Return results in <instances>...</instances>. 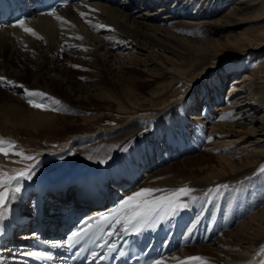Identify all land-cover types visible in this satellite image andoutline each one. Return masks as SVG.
<instances>
[{"label": "bare ground", "instance_id": "bare-ground-1", "mask_svg": "<svg viewBox=\"0 0 264 264\" xmlns=\"http://www.w3.org/2000/svg\"><path fill=\"white\" fill-rule=\"evenodd\" d=\"M181 1H185L187 3L186 5H188V3L192 5V10L190 12H192L193 19L181 18L169 12L164 13L171 0H158V2L161 3V7L154 11L153 8L157 6V0H77L67 3L62 8L56 9V15L62 17V20H58L55 16L48 14L39 15L32 20H25L26 25L34 28L38 36H42L43 39L26 33L20 27L8 26L1 28L0 77H7L9 80L15 82V85L22 84L29 90L45 91L50 96L51 94H56L57 97L60 96L57 91L54 90L55 88L63 93L68 91L70 96L73 94L75 100L80 102L82 99H89L90 94H95L96 92L94 91V93H91V90H96V88H98L96 85L100 86L101 80L107 79L104 78L101 72L109 65L107 62L111 61L113 64L120 63L122 69L120 68L121 72H119V74L115 72L112 73L116 79L114 80L112 78L110 82L119 84L121 87L120 91L124 95L128 94L127 100H129L131 97L129 91L132 92L135 90L138 84H136L134 78L127 77L128 75H124L123 72L135 71L136 65L146 62L148 64H144V66H151L150 69H153L155 77L163 75L165 71L176 73L178 75L177 80L181 81L179 89L182 92L185 90L184 86L186 82L189 83L192 80H197L201 84L200 91H198L196 95L189 94L182 108L189 107V103H193L194 101L200 102V104L204 103L203 107L205 111L213 110V112L217 113L216 116L221 120L219 128L224 129V132L227 128L232 130L235 129L236 132H239V128H241V132L245 134L243 137L249 134L252 136L259 135V139L256 143L261 144L262 149H258L256 152H259L258 155L264 158V55L259 54L261 58L257 59L253 64L245 60L242 61L240 63L241 65L246 62V64L243 65L246 70L238 77L230 78V85H228L226 93L222 95L219 94V80L214 83V89L218 94L214 92L216 96L213 97L209 95V84L212 81H208L209 83L206 82L207 79L215 80V78H217L215 70L220 69V64L222 65L221 62L223 61L224 63L226 59L233 56L232 54L235 55L234 57L238 58L246 52L254 53L252 52L254 48L264 45V36H254V30L248 29V27L243 28L238 33L227 32L224 34L223 39L220 37H210L218 32L221 26H230L232 24H241V22H244V20H246V15L244 16L243 14H246L250 10L249 17L264 16V0H241L239 1V6L235 5L233 8L221 12L218 17L210 20H199L198 16H211L210 12L216 1H218L219 4L222 0H180V3ZM209 3H212L210 9ZM202 7L207 11L204 12L203 10V12H201L200 9ZM185 8H188V6ZM80 12H85L87 14L86 17L82 18ZM159 12L160 15L164 14V17L162 16L161 19H159ZM182 13H184V11H182ZM72 25H74V27ZM100 25H105L107 27L102 28ZM260 27L262 35H264V23ZM187 32L195 33L199 36L204 34V36L196 39L186 38L185 33ZM80 37H83V39H80ZM168 44H173L174 50L171 49L166 53L165 50H163V52L157 50L169 48V46H167ZM237 52L241 54H236ZM60 54H62L63 60L58 58ZM72 55H78V57L80 56L82 59H74ZM65 60L72 62V67H68L64 64ZM237 60L238 59H236V61ZM241 60H243V58ZM201 62L205 64H200ZM83 67L93 70H89V73L93 72L89 75L90 78H92L89 82L76 80L77 76L86 75V73H84L85 71L82 70ZM28 78H32V82H34L32 87L27 85V81H25ZM1 86L3 87V85L0 84V91L9 94L15 90L18 91L22 89L18 86L7 84L6 89ZM162 94L161 92L156 93L155 96L153 95L152 101L156 103L158 101L157 98L161 97ZM15 96L16 98L18 97V100L24 107L27 106V112L30 114V118L23 121L21 124H15L12 126L13 128L16 127L15 129L20 130L29 126L31 127L30 131L39 132L41 129H57L59 125L65 123V119L61 115L51 114L48 112V109L43 110L30 106L24 99V96L26 98V94L23 96L21 94H16ZM168 99L169 98L164 99L163 103H166ZM59 100L61 99L59 98ZM217 102L219 103L217 104ZM14 108L15 107L12 106L10 111L5 110V112H0L1 118L8 116L14 111ZM182 108L179 107V109ZM128 109H126V111ZM229 114L231 115L229 116ZM222 116H228V118L221 119ZM154 117L155 116L152 115H138L133 117L130 119L129 125L127 124L125 128H120L115 132L114 143L123 142L124 138L128 136L131 138L135 134H138L139 131L141 132L142 129L145 130V136L147 138H149L150 135H160L164 128L173 129L177 122V119H175V121L171 119L172 126L168 127L167 124L170 122V118L160 122L159 119ZM176 118H178V116ZM69 123L75 128L80 129L83 127L82 125L85 126L87 119L72 118ZM135 126L138 128L129 130ZM109 135L110 133H103L101 134V136H103L101 138ZM76 138L79 139L74 140V144L84 143V140L80 139V136ZM226 139L228 138L226 137ZM90 140L92 139L90 138ZM104 140L106 139H103V141ZM176 140L178 144L175 145L179 146L178 149L176 148V151L179 152L181 148H183L184 143L180 138ZM223 141L227 140H222V142ZM104 145L105 144L101 142L93 145V147ZM131 149H133V147ZM96 151L97 150L94 149L93 153H84L83 159L80 162L70 160L68 162L59 163L61 166L58 164L54 166L53 164L52 168L49 169H55L58 177L54 180L48 179L47 177L33 180L29 184L32 186H28L24 199L29 196V188L36 190L39 186H45L48 190V195L52 196L50 191L54 188L62 192L64 188L71 185L73 182L75 183V181H78L76 184L83 183L85 187H93L95 191L98 188L104 190L105 187H115L124 195L132 194L139 191L140 188L135 189L136 186L131 189H126L124 188L125 185L131 184L132 179H136L135 177L142 171L143 167L149 166L150 161L155 159L150 156L151 153L142 157H139L137 153L136 155L133 153L136 161L131 162L132 160L129 159L131 169L127 167L125 172L120 171V169H112V174H106L108 169H104L96 174L88 175L85 170L83 171L78 167L79 169H77L73 176L68 175L71 171L69 169H73L80 165L82 167L85 163H90L92 160L91 154H94ZM147 152H149L148 149ZM166 152L163 151V154ZM171 153L175 156V151L172 150ZM132 156L133 155H131V157ZM166 156L169 159L171 158L168 153L164 157L166 158ZM185 157H187L189 163L192 164L195 162V156L186 155ZM169 159L165 160L167 161ZM161 160H164L162 156ZM161 160L159 159V161ZM224 160H227V158ZM106 162L107 158L101 157L99 163L89 164L87 166L88 170L92 166L95 167L96 165L105 164ZM147 162L149 164H147ZM227 162L226 166L222 165V168L218 171L209 172L207 173L208 176H205V178L209 179L212 177L221 179L217 181V183H212V186H184L192 190L189 196L181 198L182 202L188 204V207L182 209L173 219L171 217L165 218V220L178 225L187 222L189 224L187 228L189 232L187 233L190 235H193V233L190 232L193 227L196 226L195 229H197V226L200 228L203 227L202 225L205 218H211V221L210 224L208 223L206 232L200 231L199 238L204 235L202 240L197 243H189L186 240L185 244L180 246L177 250L163 256L160 259L163 263L161 262L160 264H179V260H186L187 257L195 256L205 258L206 261L212 260L215 263L217 261L219 263L222 256H225L223 259L225 258L226 264H248L251 259L252 264H259L260 261L257 262V259L253 258V254L257 251V245L254 239L257 237L259 241L264 240V227H261L262 225L264 226V208L254 214L252 212L246 220L239 221L240 223H237V226L231 230L220 231L219 229L221 226L225 228L227 226H232L236 218L242 213L244 204L247 203L242 199V195L237 193L238 190H235L234 194L223 191H228V186L225 185L236 182L237 179H241L242 176L240 175H243V173H239L242 171L241 167L233 165L234 162L231 160H227ZM253 162H255V160L247 163ZM159 171L160 170H154L152 173L148 174V177L144 180L146 181L145 184H143L146 185L144 188H156L169 191L175 189V185L180 181L177 180V176H175V173L178 171H176L174 167H167L161 172ZM230 174L236 175L231 179H224L226 175ZM124 176H130V180H124ZM157 176H159V178H157ZM76 177L79 179L77 180ZM85 177L88 179H85ZM26 180L29 181V179L23 181ZM30 180H32V178ZM222 184L223 186H220ZM121 187L123 188L121 189ZM207 188H212L213 190L208 195V199H205L203 196L200 198L197 194L198 192H195L198 189L205 190ZM214 191L221 194L225 192L222 199L224 207L220 212L217 210V207L220 206L219 198L215 197V195L212 196ZM116 193L121 194L119 191ZM163 194V192H157L153 195L159 196ZM103 207L104 206H100L97 208ZM196 210H198V214L195 215V219L189 223L188 219H192L193 216L189 218L188 215H191L193 212L195 213ZM222 216H224L225 219H223ZM4 218H7L6 212L4 213ZM0 229H2L1 226ZM217 231L222 232V234L213 240L212 245L206 244L207 240H209V242L212 240V232L217 234ZM223 235L229 237L225 239ZM234 241L240 244L234 243ZM215 244H218L221 249L213 248ZM245 244H247V246H245ZM239 245L244 248V251L242 250L243 252L236 250V247ZM166 258L167 262L165 260ZM193 262L190 261L188 264H193ZM197 262L194 264L202 263L200 261Z\"/></svg>", "mask_w": 264, "mask_h": 264}, {"label": "rangeland", "instance_id": "rangeland-1", "mask_svg": "<svg viewBox=\"0 0 264 264\" xmlns=\"http://www.w3.org/2000/svg\"><path fill=\"white\" fill-rule=\"evenodd\" d=\"M239 1L241 0H227V2L226 0L225 2L224 0H222V2L219 3L220 5L218 4V1H216L214 7H212V11L210 12L211 16L202 15V17L198 16V19L210 20L215 17H218V15H220L221 12L233 8L235 5L239 6L240 5ZM212 3H209V9L211 8ZM160 4L161 3L158 2L157 0V6L153 8V11L156 9H160L161 7ZM186 4L187 3L185 1H181L180 3V0H171L169 6L167 7L164 13L169 12L175 16L176 15L180 16L181 18L193 19L191 14L192 12H190L192 10V5H190L189 3L188 5ZM186 6H188V8H185ZM200 10L201 12H203L204 7H202ZM182 11H184V13H182ZM206 11L207 10H204V12ZM250 11H248L246 14H243L244 16L246 15V20H244V22H241V24H232L230 26H223V27L221 26L219 28L220 30L215 34L211 35L210 37L211 38L220 37L221 39H223L225 33L227 32L238 33L243 28H247V27L248 29L254 30L253 31L254 36L255 35H257L258 37L264 36L262 35L260 29L261 28L260 26H262V24L264 23V16L249 17ZM158 15H160V12ZM163 15H160L159 19H161ZM202 36H204V34H201L199 36L198 34L191 32L185 33V37L191 39L200 38ZM167 46H169V48L157 49V50L160 52H163V50H165V53L169 52V50L171 49L174 50L173 44H168ZM252 52L254 53L242 52L244 54H242L238 58L234 57L235 55L232 54L233 56H230L228 59H226L224 63L221 60L222 65L220 64L221 66V67L219 66L220 69L215 70V73H217L216 76L217 78H215V80L207 79L206 81L207 83L212 81L209 84L210 86L209 95H211L212 97L216 96V94L214 93L216 92L214 89L215 87L214 83L215 81L218 80H219L218 84L220 86L219 94L222 95L223 93H226L228 89V85H230V78L238 77L242 72H244L246 69H244L243 65L246 64L247 61L248 63L253 64L255 61H257V59L261 58V55L259 54L264 55V45L257 46V48H254ZM236 54H241V53L237 52ZM72 57L74 59L75 58L82 59V57L80 56L78 57V55H72ZM58 58L60 60L61 59L63 60L62 54H60ZM235 58L238 60L236 61ZM242 58L243 60H241ZM244 60L246 62L243 65H241L240 63ZM68 61L65 60L64 64H66L68 67H72L73 65L72 62H68ZM107 63L109 65L107 64L108 66H106V68L103 69L104 72L103 71L101 72L104 78L107 79L105 80L102 79L100 82L101 85L100 86L96 85V87L98 88H96V90L95 89L91 90V93H94V91L96 93L90 94V98L87 100L82 99L79 102L75 100L73 94H71L70 96L68 91L63 93L57 90L56 88L54 90L57 91V93L60 95L59 97H57L56 94L55 95L51 94L50 96L47 92L39 90L40 92L47 93L49 97H54L56 100L58 99V101H60L59 105H56L54 101H48V112L51 114L61 115L65 119V123L59 125V128L57 129L56 128L53 130L41 129L39 132H33L30 131L31 127L29 126H26L25 129H20V130L15 129L16 127L13 128L12 126H14L15 124H21L23 121H26L30 118V114L27 112L28 110L27 106L24 107V105L18 100V97L16 98L15 96L16 94H21L23 96L25 94V91L24 89H20L18 91L15 90L16 92L14 91L11 94L0 91V112H5V110L10 111L12 106L15 107L14 111L11 112L5 118H1L0 116V137L6 140L15 141L16 142L15 150L23 149L26 155H30L35 158L32 161H27V160H22L21 157L19 156H16L14 152H10L7 157L3 153H0V168H2L5 172H7L10 175H15V170L20 168L22 169L26 168L29 164L35 165V170H34V174L32 175V180H29V182H25V181L21 182V184L23 183L21 185L23 187H21L20 192L16 194L18 198L11 202L10 205L11 207L15 209L22 208V206L24 205L23 202H24L25 193L27 192L28 186H32L29 184L33 180H39L42 179L43 177H47L48 179L54 180L58 177L55 169H49L52 168L53 164L54 166H56L57 164L60 165L59 163H64L66 161L68 162L70 160H74V162H80L83 159L84 153L87 152L93 153L95 149L97 151L94 154H91L92 160L90 163H85L84 165H82V167L80 165L73 169H69L71 171L68 175L73 176L76 173L77 169H79L78 167H80V169L83 171L85 170L86 174L88 173V175L96 174L104 169H108V172L106 174H112L113 173L112 169H120V171L125 172L127 170V167H130L129 159L132 160L131 162L136 161V158H134V154L136 155L137 153L139 157L140 156L142 157L144 155L151 153L150 156L155 159L151 160L150 157L151 160L150 165L145 168L143 167L142 171L140 169L141 172L136 176V181L133 180L132 185L129 186V188H134L136 186L137 187L135 189L144 188L146 186L143 185L146 182L144 180L148 177L149 173H152L154 170H160L159 172H161L167 167L169 168L174 167L176 171H178L175 173V176H177V180L180 181L178 184L175 185L176 186L175 189L190 185L198 186V187L212 186V183L214 182L217 183V181H220L221 179L220 178L215 179L216 177H212V178L210 177L211 179L205 178V176H208L207 173L218 171L219 169L222 168V165L226 166V164L228 163L227 160H231L234 162L233 165H235L236 167H241L242 171L239 173L240 174L243 173V175L241 174L240 175L242 176L241 179H237L236 182L231 183L230 185L229 184L225 185L228 186L227 188L228 191L226 190L223 191L227 193L229 192V194L230 193L234 194L235 193L234 191L238 190L237 193H240V195H242V199L247 203L244 204L243 206L244 209H242V213L236 218V221H234V224L232 226L230 227L227 226L226 228L221 226L219 227V229H221L222 231L231 230L237 226V223L246 220L252 212L254 214L258 212L260 209L264 208V158L258 155L259 152H256V150L262 149L261 144L256 143L257 140L259 139L258 137L259 135L252 136L251 134H249L243 137L245 134L244 132L243 133L241 132L242 131L241 128H239V132H236L235 129L232 130L230 128H227L228 131L226 130L224 132V129L219 128V123L221 122V120L219 119V117L216 116L217 113L213 112V110L209 112L205 111L203 104H200V102L194 101L193 103H189V107L182 108V105L185 99L189 97V94L196 95L197 92L200 91L201 84L197 80H192L189 83L186 82L184 86L185 90L183 89L184 92H182L179 89L181 85V81L177 80L178 75L176 73L174 72L169 73L165 71L163 75L155 77V73L153 72V69H150L151 66H147V67L144 66V64H148L146 62H142L136 65L135 71L133 70L132 72L131 71L123 72L124 75L126 76L128 75L127 77L134 78L136 84H138V87H136L135 90H133L132 92L129 91V95L131 97L129 100H127L128 94L124 95L120 91L121 90L120 85L115 82L113 83L110 82L112 78L114 80L116 79V77L112 75L113 72L118 74L119 72H121L122 69L121 64L120 63L113 64L111 61H108ZM200 64H205V63L201 62ZM82 70L85 71L83 72L86 73V75L77 76V79L76 78L75 79L78 81L89 82V80L92 79L90 78L89 75L93 73V72L91 73L89 72L93 70L88 69L87 67H83ZM25 81H27L26 83L27 85H30V87H32V85L34 84V82H32V78H28ZM2 85L3 87L2 86L1 87L6 89L7 87L6 84H2ZM33 88H38V87H33ZM11 89L9 90L13 91ZM161 92L164 95L162 94L161 97L157 98L158 101L156 100L157 102L154 103L152 101L153 99L152 96L153 95L155 96L156 93H161ZM174 93H180V94H174ZM59 98L61 100H59ZM166 98L169 99L167 100L166 103H163L164 99ZM24 99L27 102V96L26 98L24 96ZM36 99L43 100L44 98L37 97ZM218 103L219 102H217V104ZM53 107H57L59 110L53 111L52 110ZM179 107L182 109H179ZM126 109L128 110L126 111ZM138 115H152L155 116L154 118L159 119L160 122L161 121L163 122L164 119L170 118V122L167 124L168 127L172 126L171 119H173L174 121L175 119H177L175 125L176 128L174 127L176 131L174 130V128L173 129L164 128L160 135L159 134L150 135L149 138H147L145 136V130L142 129L141 132L139 131L138 134H135L131 138H129L128 136L123 139L124 140L123 142L117 144L114 143L115 132L120 128L121 129L125 128L127 124L128 125L130 124V119ZM177 116L178 118H176ZM72 118H78V119L86 118L87 123L85 124V126L82 125L83 126L82 128L77 129L74 126L70 125L69 123ZM135 128L138 127L136 126L132 127L129 130ZM103 133L106 134L110 133V135L101 138L103 137L101 136V134ZM79 136L80 139L84 140V143L74 144V140L79 139L76 138ZM226 137L228 139H226ZM90 138L92 140H90ZM173 138L174 140L180 138L181 141L184 143L183 148H181L179 152L176 151V148L178 149L179 146L175 145L178 144V142H175ZM103 139L106 140L103 141ZM222 140H227V141L222 142ZM101 142L105 144L104 146H100L101 148L99 146L93 147V145L99 144ZM132 147L133 149H131ZM147 149L149 152H147ZM172 150L175 151V156H173V153H171ZM163 151L164 152L167 151V152L163 154ZM167 153L171 157L170 159L167 156L166 158L164 157ZM131 155L133 156L131 157ZM186 155L195 156L194 157L195 162H193L192 164L189 163V160L187 159V157H185ZM161 156L164 158V160L165 159H169V160L167 161L161 160ZM101 157L107 158V162L105 164L102 163L100 165H96L95 167L92 166L88 170L87 166L91 163L93 164L99 163ZM225 158H227V160H224ZM159 159L161 161H159ZM254 160L255 162L253 163H249V164L247 163ZM147 164L149 163L147 162ZM145 172L148 173L146 174ZM234 175L236 174L226 175L224 179L226 178L231 179L232 177H234ZM123 178L125 180L129 179L128 177H123ZM157 178H159V176H157ZM76 179L78 180L79 178L76 177ZM85 179L88 178L85 177ZM77 182L78 181H75V184ZM134 182L135 184H133ZM72 184H74V182ZM220 186H223V184ZM122 188L123 187H121V189ZM31 191L33 190L29 188L28 193ZM212 191H213L212 188H207L205 190L198 189L195 192H198L197 194L200 198H202L203 196L205 197V199H208V195ZM119 192L121 193L120 190ZM225 192H222L221 194V193H216L214 191L212 193V196L215 195V197L219 198L220 206L218 205L219 207H217L218 211H220V209L224 207L222 204V199L224 197L223 194H225ZM18 216H19L18 214H13L7 211L6 212L7 218L4 219L11 221L14 218L15 219L18 218ZM191 216H193L192 218L193 221L195 219L194 212L191 215H188L189 218ZM222 218L225 219L224 216H222ZM190 220L191 219H188L189 223L192 222ZM261 227L264 226L262 225ZM220 231H217V234L212 232L213 233V236L211 237L212 240L210 242L209 240H207L206 244L212 245L213 240L217 236L222 234V232ZM223 236L225 239L229 237L227 235H223ZM254 241H256L257 251H255V253L253 254V258L257 259V262L260 261L259 264H264V251H262V249H264V240L259 241L256 237ZM234 243L237 242L234 241ZM245 246H247V244H245ZM213 248L221 249V247L218 246V244H215ZM236 250L244 251V248H242V246L239 245L236 247ZM223 257L225 256H222V259ZM232 257L235 258L234 256ZM167 258L165 259L166 262H167ZM222 259L219 260V263L218 261L215 263L212 260H208L206 261V264H226L224 260L225 258L223 260ZM251 260H249L250 262L248 264H252ZM196 262L197 261H194L193 264Z\"/></svg>", "mask_w": 264, "mask_h": 264}, {"label": "snow or ice", "instance_id": "snow-or-ice-1", "mask_svg": "<svg viewBox=\"0 0 264 264\" xmlns=\"http://www.w3.org/2000/svg\"><path fill=\"white\" fill-rule=\"evenodd\" d=\"M68 0H65L67 3ZM48 15L55 16L56 19L62 20L63 18L56 15V9L53 8ZM85 12H80L82 18L86 17ZM90 22V21H89ZM71 23V22H67ZM74 27V25H72ZM11 27H20L26 33H30L33 36H37L43 39L42 36H38L36 30L32 27L26 25L25 20H18ZM100 27H107L105 25H100ZM83 39V37H80ZM0 84H7L12 86H18L24 89L27 96V102L30 106L47 110L48 101H54L56 105L60 104V101L56 100L54 97H49L47 93L40 92L39 90H29L26 89L24 85H15V82L9 80L7 77H0ZM37 97H44L43 100H37ZM53 111H58L57 107L52 108ZM231 114H229L230 116ZM228 116H222L221 119H226ZM16 142L12 140H6L0 137V153H3L6 157L10 152H14L16 156L21 157L22 160L32 161L35 158L30 155H26L23 149L15 150ZM18 162V161H17ZM35 165L29 164L26 168L15 170V175H10L0 168V220L4 219V213L10 211L11 202L17 199V193L21 190V182L25 179H31L34 174ZM192 190L188 187H180L172 190H163L156 188H142L137 192L132 193V195L126 197L120 202V207L122 210H127L126 214L122 217H118L116 222L120 223L121 220L125 222L126 230L129 228L140 233L145 227H155L158 221H162L165 218H171L179 214L182 209L188 207L187 203L182 202V197L189 196ZM163 192V195L154 196V193ZM2 231V229H0ZM80 235V232H73L72 237L76 238ZM33 238H37L36 234H33ZM38 243H48L46 241L38 240ZM62 246L60 242L51 243V247ZM264 251V249H262ZM28 255L36 257L41 260H51L52 253L45 251H35L29 252ZM190 261H200L202 264H206L205 258L195 256L187 257L184 261H179V264H188ZM154 264H160L159 261L154 262Z\"/></svg>", "mask_w": 264, "mask_h": 264}]
</instances>
